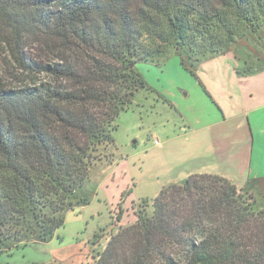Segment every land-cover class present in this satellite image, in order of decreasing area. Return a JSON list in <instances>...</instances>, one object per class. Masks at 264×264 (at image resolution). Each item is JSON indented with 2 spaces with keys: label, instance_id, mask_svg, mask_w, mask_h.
<instances>
[{
  "label": "trees",
  "instance_id": "trees-1",
  "mask_svg": "<svg viewBox=\"0 0 264 264\" xmlns=\"http://www.w3.org/2000/svg\"><path fill=\"white\" fill-rule=\"evenodd\" d=\"M10 10L75 57L45 67L62 84L0 91V249L52 239L85 201L77 192L100 148L145 88L138 62L159 64L171 49L195 64L222 55L240 24L254 32L264 22V0H0V14ZM135 216L94 264L167 263L175 249L190 264H264V211L225 178L189 175Z\"/></svg>",
  "mask_w": 264,
  "mask_h": 264
},
{
  "label": "rangeland",
  "instance_id": "rangeland-1",
  "mask_svg": "<svg viewBox=\"0 0 264 264\" xmlns=\"http://www.w3.org/2000/svg\"><path fill=\"white\" fill-rule=\"evenodd\" d=\"M8 13L0 14V91L62 84L45 67L63 64L75 57L74 52L34 26L20 25L19 12ZM229 48L222 56L233 63L220 67L231 71L236 67L242 75L251 68L247 62L251 56L264 58V22L254 32L240 24ZM181 55L185 53L170 49L159 64L135 65L145 88L135 93L132 104L116 118L113 142L100 148L101 160L91 165L87 182L77 192L85 201H73L52 239L44 242L33 236L19 245L5 244L0 249V264H94L110 237L135 223L142 200L154 198L164 186L184 179L187 172L209 165L210 139L201 127L218 121L220 112L187 69L214 58L194 64L186 57L182 65ZM255 139L251 167L233 181L238 190L253 197L257 210L264 211V136ZM198 142L201 149L195 147ZM160 259L153 264H190L177 249L169 255V262Z\"/></svg>",
  "mask_w": 264,
  "mask_h": 264
},
{
  "label": "crops",
  "instance_id": "crops-1",
  "mask_svg": "<svg viewBox=\"0 0 264 264\" xmlns=\"http://www.w3.org/2000/svg\"><path fill=\"white\" fill-rule=\"evenodd\" d=\"M216 57L194 69L199 85L205 88L203 90L220 112L218 121L201 127L202 134L206 133L210 139L209 165L187 172L184 179L194 174H210L235 185L234 177L251 167L257 143L255 138L264 136V58L253 55L251 61L245 59L251 68L241 75L236 72V67L232 71L220 67L233 63L230 58L225 55ZM235 59L240 61L237 57ZM259 61L261 65L257 66ZM195 147L201 149L202 145L198 142Z\"/></svg>",
  "mask_w": 264,
  "mask_h": 264
},
{
  "label": "built area",
  "instance_id": "built-area-1",
  "mask_svg": "<svg viewBox=\"0 0 264 264\" xmlns=\"http://www.w3.org/2000/svg\"><path fill=\"white\" fill-rule=\"evenodd\" d=\"M155 144L158 145V142L156 141Z\"/></svg>",
  "mask_w": 264,
  "mask_h": 264
}]
</instances>
